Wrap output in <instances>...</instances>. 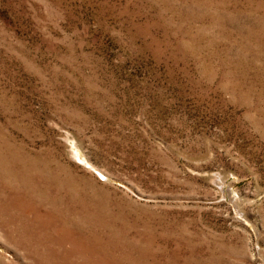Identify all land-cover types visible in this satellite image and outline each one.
Returning <instances> with one entry per match:
<instances>
[{
    "label": "rangeland",
    "instance_id": "374dc122",
    "mask_svg": "<svg viewBox=\"0 0 264 264\" xmlns=\"http://www.w3.org/2000/svg\"><path fill=\"white\" fill-rule=\"evenodd\" d=\"M0 154V264H264V0H0Z\"/></svg>",
    "mask_w": 264,
    "mask_h": 264
},
{
    "label": "bare ground",
    "instance_id": "6f19581e",
    "mask_svg": "<svg viewBox=\"0 0 264 264\" xmlns=\"http://www.w3.org/2000/svg\"><path fill=\"white\" fill-rule=\"evenodd\" d=\"M0 155H1V154H0ZM80 160L82 161V159H81V158H80ZM81 161H80V162H81ZM1 163H2V162H1ZM85 165H86V164H85ZM1 166H2V165H1ZM67 212H68V211H67ZM61 213H62V212H61ZM85 234H86V233H85ZM60 246H61V245H60ZM61 247H62V246H61ZM54 250H55V249H54Z\"/></svg>",
    "mask_w": 264,
    "mask_h": 264
}]
</instances>
